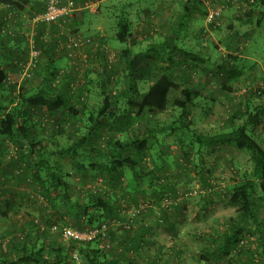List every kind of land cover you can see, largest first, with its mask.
Instances as JSON below:
<instances>
[{
    "label": "rangeland",
    "instance_id": "obj_1",
    "mask_svg": "<svg viewBox=\"0 0 264 264\" xmlns=\"http://www.w3.org/2000/svg\"><path fill=\"white\" fill-rule=\"evenodd\" d=\"M40 1L36 0V5L32 2L26 4L20 1L23 9H17L12 24L9 25L11 28L16 23L19 30H24L23 33L30 42L27 46L29 49L33 45L36 30L33 25L36 14L31 5L40 7ZM224 1L195 0L194 2L201 3L189 8V14L182 17L181 29L175 31L179 46L184 51L203 59V62H190V66L183 69L186 67L183 63L184 58H180L177 54L174 57L178 64L171 68L170 72L183 87L190 84L193 88H200L201 93L199 92V96L195 99V104L193 103L194 105L187 111L186 120L191 124L190 131L207 134L219 132L229 127L231 117H234L233 124L239 125L245 120L243 114L245 103L249 102L251 107L264 104V92L261 97L250 96L253 89L264 91V18L260 19L259 25H256V19L247 26L240 25L236 21L234 8L230 7L222 9L218 20L219 27L215 31L210 33L200 31L206 26L204 14L206 9L211 6L222 7ZM256 1L260 0H252L255 9L258 8ZM72 2L75 11L71 23L77 30L67 27L69 29L66 28L65 32L75 31L91 38L104 54V58L101 57L97 53L98 49L93 46L81 47L75 52L77 58L71 59L67 64L68 69L77 70L76 88L83 82V78L85 80L86 75L88 79L93 80L88 86V91L82 92L88 110L95 109L99 105L97 74L105 61L113 67L110 93L118 94L125 87V72L118 65V54L124 44L114 39L115 17L119 11L124 10L133 25L135 43L130 46L136 55L133 74L138 91H145L154 77L159 75L158 67L169 64L163 49L161 56L155 59L150 58L144 51L154 44H161L165 38L174 37L173 30L183 14V4H186L184 0H73ZM85 5H90V8L84 9ZM2 7L3 5L0 4V11ZM38 30L43 32L42 40L49 41L45 42L47 44H50L56 33H61L47 25ZM60 43L57 44L58 47L61 46ZM100 44L102 46H99ZM56 56L64 57L61 53ZM10 57L12 58V55ZM43 57L41 61H44ZM57 58L55 65L64 68L67 60ZM26 63L15 62L19 70L16 72V77L10 79L18 84V90L23 89L24 92L35 86L40 79L36 71L30 81L26 82L22 79V66L25 67ZM226 66H230L233 72H238L239 76L224 77L225 71L229 72ZM222 85L230 87V90L221 89ZM177 96L175 92L170 93L169 105L165 111L145 113L126 138H135L147 126L166 128L168 124L174 122L180 112L171 105V102ZM123 107L125 100L120 99L118 108L123 109ZM87 112L85 110V113ZM78 119L84 122L86 116L80 113ZM56 121L52 119L46 122L45 125L47 123L52 125L47 124L44 128L48 129L36 131L34 140L46 138L51 130L55 129ZM79 126L77 121L73 127L68 124L65 130L69 134L71 131L79 132ZM189 135V133L183 135L179 131L158 134V143L145 153L140 164L144 172L152 171V177L151 175L144 177L140 192H134L127 187L131 178L128 170L121 178V183L111 188L104 178L102 166L94 170L82 160L78 163L63 160L62 171L65 174V182L69 185L68 203L73 208L72 211L68 209L69 205L63 208L52 206V204L56 205L54 201L56 193L52 190L49 194L43 195L39 185L32 183L30 180L32 169L28 167L30 159L25 157L17 163L22 170V180L13 178L6 181L0 173L2 252H6L5 255L12 259L13 252L8 253V249H11L12 245L19 246L20 235L28 233L30 238L35 239L36 244L44 249L43 257L47 261L46 264H56L59 260H61L60 264H80L77 252L69 251L72 245L77 247L79 244L65 240L62 231L66 227L75 230L90 227L85 222L87 218L83 217L81 210L75 207L77 203L86 202L88 194L103 195L107 192L108 197H114L116 200L120 216L106 220L107 224L109 223L107 237L97 240L99 242L97 246L103 249L110 259L126 248L123 252L124 259H120L118 264H128V260L135 261V264H264V258L259 255L256 232L249 227H246L241 234L240 245L245 252L235 256L233 261L230 256H219L215 248L206 249L213 240L216 241L226 232V219L235 212V208L227 199L228 187L237 181L241 174L248 172L251 165L246 153L222 146L212 149L202 148L199 159L197 149L187 146ZM253 136L264 148V127L256 128ZM3 141L6 145L2 152L5 159L3 157L1 161L8 162L10 157L15 158L18 145L8 140ZM71 141L73 140L61 139L59 142L61 145H67ZM95 142L94 146H98L102 155L108 156L111 153L112 149L105 144V140ZM127 152L132 151L125 149V153ZM89 155L95 154L89 153ZM10 171L12 170L7 167L5 175L9 177ZM151 178L153 187L161 194L159 205H154L153 200L148 204L149 199L152 198L150 193L153 192L151 191L153 187L148 184ZM191 192L197 193L189 195ZM46 196L52 199L47 200ZM140 202L142 208L138 209ZM7 207L8 211L5 215L3 212ZM134 212L136 213L132 227L126 229L128 217ZM256 214L259 228H264V200L257 203ZM142 224L149 226L142 234L145 241L138 248L132 247L129 242L132 243L135 237L133 234ZM236 251L237 248L231 252V255H235ZM60 253L62 257L58 258Z\"/></svg>",
    "mask_w": 264,
    "mask_h": 264
},
{
    "label": "trees",
    "instance_id": "obj_2",
    "mask_svg": "<svg viewBox=\"0 0 264 264\" xmlns=\"http://www.w3.org/2000/svg\"><path fill=\"white\" fill-rule=\"evenodd\" d=\"M20 1L26 4L29 2H32L34 5L37 4L36 0H0V4L3 5L0 11V40L8 39L16 41L15 49H12L8 54V60L12 61V63L2 61V59L4 60V56L0 52V173L4 180L21 179L22 170H20V165L18 166L17 163L24 160L25 157H29L30 162L27 165L32 169L30 177L32 183L34 182L39 185L43 195L49 194L52 190L56 193V197H54L56 205L52 204L53 207L58 206L63 208L69 205L68 209L72 211L73 208L68 203L69 185L65 182V174L62 171L63 160L76 163L82 160L94 170L102 166V173H105L104 178L111 188H115L121 183V178L125 174V171L128 170L131 178L127 187L134 192H140L144 177L148 175L152 177V171L144 172L140 164L145 153L158 143V134H163L167 131H179L183 135L184 133H189V143L187 146L197 149L199 159L201 158L200 152L202 148L212 149L222 146L246 153L251 165L248 172L241 174L237 178V181L228 187L227 199L230 205L235 208V212L226 219V232L219 236V239L216 241L213 240L211 245L207 246L206 249L215 248L214 250L219 256H230V259L233 261L235 256H239L245 252L244 249H241L242 246L240 245L242 242L241 234L246 227H249L256 232L259 255L264 258V228H259L256 214L257 203L264 200V148L260 143L256 142L253 136L256 128L264 127V104L251 107L249 102L245 103V111L243 112L245 120L239 125H234V117H231L228 124L229 127L219 132L207 134L195 130L190 131L189 126L191 124L186 120L187 111L195 104V99L201 93L199 91L200 88H193L190 84L183 87L170 73L171 68H174L178 64V61L174 57L177 54L180 58L185 59H183V63L186 67H183V69L189 67L190 62H203V59L197 55L184 51L179 46L175 35V31L182 27V17L189 14V8L201 2L196 3L194 2L195 0H184L186 4H183V14L173 30L174 37L170 39L165 38L161 44H154L144 51L150 58L155 59L157 56H161L163 49L167 55L166 61L169 64L158 67L157 71L159 75L154 77L143 92L138 91L134 81L133 72L136 55H134L130 46L135 43L132 32L133 25L128 19L127 13L124 10L119 11L115 17L114 39L124 44V47L121 48L118 54V65L125 72V87L118 94L112 95L110 93L109 88L111 86V79L113 78V71L111 70L113 67L105 61V64L101 65V71L97 74L99 77L97 79L100 96L99 105L95 109L88 110L89 107L85 104V97L82 95V92L88 91V86L93 83V80L88 79L86 75L85 80L83 78V82L77 88L75 87L77 70L73 68L68 69L67 64L71 59L77 58L75 55L76 51L72 50L75 52L69 55V51L65 47H62V44H66L67 42L65 34L60 33V35L56 33L50 40V44H47L49 41L42 40L43 32L38 29H41L46 24H33L34 28H36L34 41H32L33 48L39 52V56L32 68L30 78L25 79V81L28 82L32 77L34 78L33 74L36 71L40 77L35 84L36 86L29 92H24L23 89L18 90V84L7 76L6 67L4 68L2 65H10L17 71L19 70V66L15 62L19 64L26 63L29 59L30 49L27 46L30 42L26 38V34L23 33L24 30H19V26L18 28H10L9 26L16 15L17 9H23ZM46 1L41 0L40 7H34L32 3L30 5L35 13L39 9L40 13H42L45 10ZM253 3L244 11L234 9L236 21L240 25L247 26L252 24L255 21L254 19H256V25H259L260 19L264 18V0L256 1L258 10L255 9L256 6ZM226 5V9L232 7L229 1L226 2ZM83 7L84 9H88L86 6ZM71 22L72 19L68 27L75 29L74 24ZM47 26L60 31L57 25L50 24ZM209 27V32L206 33L215 31L219 25L211 24ZM229 27L232 28V26ZM204 29L205 27L200 29L201 33H204ZM70 32L73 34L75 31ZM82 37L84 38V36ZM59 42H61V46H59L61 48L57 45ZM99 46L102 45L100 44ZM83 47L91 46L85 45ZM97 49L96 52L104 58L102 51L99 48ZM104 52H106V49H104ZM59 53L67 60L64 68H58L55 65V58L58 57L56 55ZM10 55H12V58ZM42 56H44V61H41ZM226 68L229 72L225 71L224 77L226 75L228 78L239 76V73L233 72L230 66H226ZM220 88H226L227 91L230 90V87L228 88L224 85ZM171 92L178 94L171 102V105L180 112L176 120L168 124L166 128L163 126H147L135 138H126L129 131L139 124L145 113L162 112L167 109ZM263 92L253 89L250 96L256 95L261 97ZM120 99L125 100V107L123 109L118 108ZM85 110L88 112L85 113ZM80 113L86 116L84 122L78 119ZM52 119L57 120L55 129H52L43 140H34L35 132L48 129L44 127L47 124H52L47 123L45 125V123L52 121ZM187 119L189 120L188 117ZM77 121L80 125L79 132L76 130L74 132L71 131V134H69L65 130L67 125L69 124L73 127L77 124ZM76 136L79 137L75 138ZM61 139L73 141L70 144L61 145L59 142ZM101 139L102 141L105 140V144L112 149L108 156L102 155L98 146H94V142ZM3 140H8L18 145L15 158L11 159L10 157L8 162L1 161L3 157L5 159L2 153L5 144ZM125 149H130L132 152L125 153ZM89 153H94L96 158L90 156ZM7 167L12 170L9 172L8 178L5 175ZM148 181V184L153 187V179L151 178ZM156 189L155 187L152 188L151 191L153 192L150 193L152 198L149 199L148 204L153 200L154 205H159L158 201L161 194ZM141 193L144 196V193ZM46 198L47 200L52 199H49L48 196ZM116 204L114 197H108L107 192L103 195L94 193L88 194L86 202L77 203L75 208L80 209L83 217L87 218L85 222L90 227H94L107 223L106 220L108 218L120 216L119 206ZM140 204L141 202L138 203V209H140ZM7 211L8 207L3 213L6 215ZM126 223H128V220ZM131 224L133 223L129 224V229L132 227ZM148 227L142 224L136 229L133 234L135 237L132 243L129 242L132 247L138 248L142 245L145 241L142 234ZM22 234L20 235L21 238H19L20 245H12L13 247L11 246V249H8V253L13 252L12 259L8 255H5L6 252H2L0 244V264H46L47 261L43 257L44 249L38 246L35 242L36 240H32L28 233ZM97 240H102L101 236L93 240V243L79 244L77 247L72 245L69 251L70 253L77 252L80 264H118L120 259H124L125 255L123 252L126 248L110 259L108 254L97 246L99 243ZM236 248L235 255H231V252ZM61 257L62 253L58 255V258ZM60 263L61 260L56 264ZM135 263L133 260H128V264Z\"/></svg>",
    "mask_w": 264,
    "mask_h": 264
},
{
    "label": "built area",
    "instance_id": "obj_3",
    "mask_svg": "<svg viewBox=\"0 0 264 264\" xmlns=\"http://www.w3.org/2000/svg\"><path fill=\"white\" fill-rule=\"evenodd\" d=\"M72 1L73 0H47L45 4V10L33 18L34 23L46 25L54 24L58 26L61 34H65L66 36L67 42L66 44H62V47H65V49L69 51V55L85 45L97 48V45L91 38H83L82 35L77 32H74L73 34L70 31L65 32L71 19L73 18V12L75 11ZM228 1L234 9L241 11L248 9L249 5L252 3V0H225L222 7L211 6L210 8H207L205 14L206 26L204 33L209 32V26L211 24L216 26L219 25L218 20L220 18L222 9H226V2ZM85 6L90 8V5ZM38 56L39 52L33 48V45H31L28 62L26 63L25 67L22 66V79L25 80L30 78L32 74V68L36 63ZM192 193L196 194L197 192H191L189 195H192ZM140 208H142V205ZM136 212H138V210H136ZM136 212L128 217V223H126L125 226L126 228L129 229V224L133 222V217H135ZM108 230L109 224L107 223H104L100 226L88 227L83 230H75L70 227H66L62 231V235L65 240H70L78 244H86L97 239L99 236H101L102 239L106 238Z\"/></svg>",
    "mask_w": 264,
    "mask_h": 264
},
{
    "label": "crops",
    "instance_id": "obj_4",
    "mask_svg": "<svg viewBox=\"0 0 264 264\" xmlns=\"http://www.w3.org/2000/svg\"><path fill=\"white\" fill-rule=\"evenodd\" d=\"M189 12H190V10H189ZM38 13H40V9H39V11H36V13L34 12V14H38ZM224 20H226V18H224ZM12 24V23H11ZM12 27H14V28H18V26H17V24L16 23H14L13 25H12ZM16 42L15 41H11V40H8V39H1L0 40V52L3 54V56H4V60L2 59V61H4V62H8V63H12V61H10V60H8V54L12 51V49H15V47H16V44H15ZM0 53V54H1ZM178 57V56H177ZM179 58V57H178ZM57 59H64L62 56H58V58ZM6 70H7V76L11 79H14L15 77H16V70L13 68V67H11L10 65H8V66H4V65H2ZM36 86V85H35ZM35 86H33V87H35ZM33 87H31V88H29V90H26L27 92H29V91H32V89H33ZM4 146H6L5 144H4ZM6 177L8 178V176L6 175ZM149 241V240H148Z\"/></svg>",
    "mask_w": 264,
    "mask_h": 264
}]
</instances>
